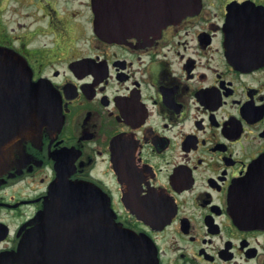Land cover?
<instances>
[{
	"label": "flooded vegetation",
	"instance_id": "1",
	"mask_svg": "<svg viewBox=\"0 0 264 264\" xmlns=\"http://www.w3.org/2000/svg\"><path fill=\"white\" fill-rule=\"evenodd\" d=\"M101 3L115 38L95 0H0V46L61 121L0 176V264L60 176L97 187L155 264H264V0Z\"/></svg>",
	"mask_w": 264,
	"mask_h": 264
},
{
	"label": "water",
	"instance_id": "2",
	"mask_svg": "<svg viewBox=\"0 0 264 264\" xmlns=\"http://www.w3.org/2000/svg\"><path fill=\"white\" fill-rule=\"evenodd\" d=\"M95 9L98 32L115 38L103 25L101 0ZM56 106L55 90L33 81L26 61L0 46V176L26 140L40 138L46 126L59 129ZM99 194L90 183L60 176L13 258L20 264H155L152 248L108 217Z\"/></svg>",
	"mask_w": 264,
	"mask_h": 264
}]
</instances>
